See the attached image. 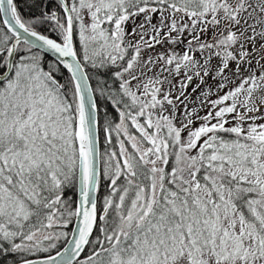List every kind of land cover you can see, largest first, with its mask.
<instances>
[{
    "label": "snow or ice",
    "instance_id": "6c2138e0",
    "mask_svg": "<svg viewBox=\"0 0 264 264\" xmlns=\"http://www.w3.org/2000/svg\"><path fill=\"white\" fill-rule=\"evenodd\" d=\"M28 7L0 0V264H264V0Z\"/></svg>",
    "mask_w": 264,
    "mask_h": 264
},
{
    "label": "trees",
    "instance_id": "16d2710c",
    "mask_svg": "<svg viewBox=\"0 0 264 264\" xmlns=\"http://www.w3.org/2000/svg\"><path fill=\"white\" fill-rule=\"evenodd\" d=\"M33 0H17V3L19 5L20 11L25 15V17H27L29 15V7L28 5L32 4ZM45 4L48 3V0H44ZM49 35H51L53 38H55L56 34L55 33H48ZM99 139H100V144H101V148L103 149L105 146V142H104V135L101 132L98 133ZM71 195V194H69ZM8 264H11V261L8 262Z\"/></svg>",
    "mask_w": 264,
    "mask_h": 264
},
{
    "label": "rangeland",
    "instance_id": "374dc122",
    "mask_svg": "<svg viewBox=\"0 0 264 264\" xmlns=\"http://www.w3.org/2000/svg\"><path fill=\"white\" fill-rule=\"evenodd\" d=\"M108 83L111 85L112 84V81L111 80H109L108 81ZM102 114H103V112H104V109L102 108ZM109 111V115H108V118L109 119H113V117H116V121L115 122H118V117H117V114L115 113V112H113V111H111L110 109L108 110ZM113 140H115V136H113ZM106 147H108L106 144H105V146H104V148L102 149V148H100V151L101 152H103L104 151V149L106 148ZM73 227V225H71L68 229H66V231H69V232H71V228Z\"/></svg>",
    "mask_w": 264,
    "mask_h": 264
},
{
    "label": "bare ground",
    "instance_id": "6f19581e",
    "mask_svg": "<svg viewBox=\"0 0 264 264\" xmlns=\"http://www.w3.org/2000/svg\"><path fill=\"white\" fill-rule=\"evenodd\" d=\"M99 137V136H98ZM99 147L101 148L100 139H99Z\"/></svg>",
    "mask_w": 264,
    "mask_h": 264
},
{
    "label": "water",
    "instance_id": "95a60500",
    "mask_svg": "<svg viewBox=\"0 0 264 264\" xmlns=\"http://www.w3.org/2000/svg\"><path fill=\"white\" fill-rule=\"evenodd\" d=\"M75 225L73 224V227H74Z\"/></svg>",
    "mask_w": 264,
    "mask_h": 264
}]
</instances>
